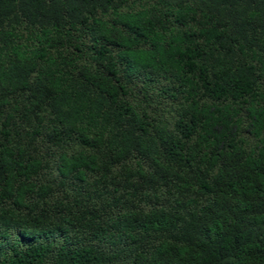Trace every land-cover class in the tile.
I'll list each match as a JSON object with an SVG mask.
<instances>
[{"label":"trees","instance_id":"1","mask_svg":"<svg viewBox=\"0 0 264 264\" xmlns=\"http://www.w3.org/2000/svg\"><path fill=\"white\" fill-rule=\"evenodd\" d=\"M0 264H264V0H0Z\"/></svg>","mask_w":264,"mask_h":264}]
</instances>
